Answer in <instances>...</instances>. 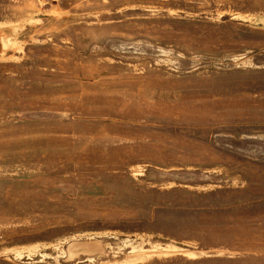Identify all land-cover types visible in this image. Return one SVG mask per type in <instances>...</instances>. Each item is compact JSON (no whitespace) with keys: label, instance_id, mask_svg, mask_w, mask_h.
I'll return each mask as SVG.
<instances>
[{"label":"rangeland","instance_id":"374dc122","mask_svg":"<svg viewBox=\"0 0 264 264\" xmlns=\"http://www.w3.org/2000/svg\"><path fill=\"white\" fill-rule=\"evenodd\" d=\"M0 264H264V0H0Z\"/></svg>","mask_w":264,"mask_h":264}]
</instances>
